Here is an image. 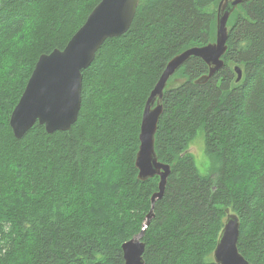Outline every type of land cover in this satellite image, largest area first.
<instances>
[{
    "label": "trees",
    "instance_id": "1",
    "mask_svg": "<svg viewBox=\"0 0 264 264\" xmlns=\"http://www.w3.org/2000/svg\"><path fill=\"white\" fill-rule=\"evenodd\" d=\"M100 1L0 0V264L125 263L160 181L136 167L146 102L174 56L216 39L220 0H140L130 28L83 70L71 129L36 123L16 137L10 118L39 57L63 49ZM228 28L222 69L196 84L209 66L193 56L165 89L155 148L172 171L145 264H217L228 208L240 253L264 264V0L240 4ZM200 129L208 175L189 151Z\"/></svg>",
    "mask_w": 264,
    "mask_h": 264
},
{
    "label": "water",
    "instance_id": "2",
    "mask_svg": "<svg viewBox=\"0 0 264 264\" xmlns=\"http://www.w3.org/2000/svg\"><path fill=\"white\" fill-rule=\"evenodd\" d=\"M250 0H220L217 8V33L214 42L190 47L167 64L152 90L142 117L140 146L136 157L139 180L159 176L158 190L151 197V209L143 230L125 242L124 264H145L143 257L145 230L154 216L157 200L163 198L172 167L158 159L155 143L158 125L163 113V97L170 78L193 56L201 57L209 72L195 80L205 84L225 65L229 37L228 21L237 7ZM140 0H101L89 14L85 23L63 49L42 54L28 80L26 88L15 106L10 124L16 137H23L36 123L47 132L66 131L77 121L82 106L83 70L94 61L96 53L108 38L124 34L131 26ZM242 77V70L236 68ZM214 250L217 264H251L238 248L241 222L230 208Z\"/></svg>",
    "mask_w": 264,
    "mask_h": 264
},
{
    "label": "rangeland",
    "instance_id": "3",
    "mask_svg": "<svg viewBox=\"0 0 264 264\" xmlns=\"http://www.w3.org/2000/svg\"><path fill=\"white\" fill-rule=\"evenodd\" d=\"M194 154L197 167L202 175L212 174L216 166L205 154V133L204 130L200 129L195 139L190 145V150Z\"/></svg>",
    "mask_w": 264,
    "mask_h": 264
}]
</instances>
